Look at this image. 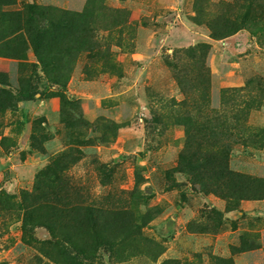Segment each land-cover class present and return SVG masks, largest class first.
Here are the masks:
<instances>
[{"label": "rangeland", "instance_id": "obj_1", "mask_svg": "<svg viewBox=\"0 0 264 264\" xmlns=\"http://www.w3.org/2000/svg\"><path fill=\"white\" fill-rule=\"evenodd\" d=\"M28 5L69 71L0 42V264H264V0Z\"/></svg>", "mask_w": 264, "mask_h": 264}, {"label": "trees", "instance_id": "obj_2", "mask_svg": "<svg viewBox=\"0 0 264 264\" xmlns=\"http://www.w3.org/2000/svg\"><path fill=\"white\" fill-rule=\"evenodd\" d=\"M14 4L15 0H0V42L13 36L18 31H24L25 35H27L26 37L31 40V48L38 61L41 63L43 68L42 72L46 74L48 80H51L53 83L61 85L63 88H65V79L67 80V76L65 77V75L67 71H69V68L64 66L61 63L62 58L60 59V57L58 58L56 55L60 51V44L63 40L62 31H65L71 25L70 19L67 17L68 15L63 14L57 19V15H55L57 10L56 8L38 5H28L24 12H14L5 9L6 7L12 6ZM229 23L232 25L226 24L220 31L211 30L213 37H225L236 32L240 28V26L233 21H230ZM199 47L204 49L206 46L201 45ZM44 49H50L52 54L50 56L45 55ZM70 52L71 49L67 48L64 53L70 54ZM16 55H19V52ZM44 86H46V84H44ZM33 88L34 93H38L37 91L39 90L37 89V86H33ZM32 96L33 93L30 94V97ZM199 149L201 148L199 147ZM216 156L217 155L210 154L209 159L204 160L207 164L206 167L211 165L212 158L215 159ZM181 157L188 161L189 171H192V173L200 181H205L204 173H206L207 178H211L212 175L215 174L211 169H207L208 172H202L200 167L190 166L192 157H184L183 155H181ZM201 159H203V157H201ZM56 164L57 162L55 165ZM181 167L182 168H179V171L182 172V170L185 169L182 165ZM51 176L54 177L55 174L53 173Z\"/></svg>", "mask_w": 264, "mask_h": 264}]
</instances>
